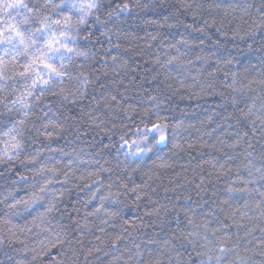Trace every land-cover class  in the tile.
Listing matches in <instances>:
<instances>
[{
    "label": "trees",
    "instance_id": "1",
    "mask_svg": "<svg viewBox=\"0 0 264 264\" xmlns=\"http://www.w3.org/2000/svg\"><path fill=\"white\" fill-rule=\"evenodd\" d=\"M122 2L129 3L131 12L108 24V36L101 34L100 26H91L94 35L89 47L95 57L87 61L91 83L85 95L64 105L49 96L41 105L55 104L52 112L63 129L50 140L33 129L25 134L26 153L0 163V194L18 174L32 175L26 157L37 150L55 158L58 167L68 172L66 183L55 184L56 210L48 214L46 224L34 223L36 213L22 208L9 221L0 204V264H61L68 241L76 251L77 264H124L116 258L126 257L134 244L141 246L147 261L164 247L163 241L187 230L186 216L197 221L225 219L220 207L223 197L217 196L237 176L231 161L230 175L222 174L220 164L225 163L224 153L230 151L227 145L235 130L247 133L254 156L264 150V124L259 120L255 126L250 121L238 123L240 112L232 104L233 98L239 101L243 96L249 105L255 101L259 110L264 99V32L251 35L262 0H103L105 10ZM249 4L253 7L246 12ZM221 25L223 31L218 32ZM181 38L187 47L178 45L179 53L171 49L172 55L181 57L180 74L165 73L156 63L162 55L160 42L167 51ZM239 107L247 111L243 103ZM41 108L32 119L43 114ZM146 110L153 122L168 126L167 144L143 158L126 157L128 148L120 147V136L125 135L129 144L136 140L133 133L143 127L142 118L147 120ZM153 113L159 114V121ZM60 150L77 163L69 165ZM17 187L18 196H25L27 185ZM101 196L119 201L110 209L118 210V216L95 213ZM252 197L247 215L226 222L241 252L254 248L248 255L253 264H261L264 216L256 207L257 194ZM243 204L241 199L234 206ZM33 249L38 253L35 261Z\"/></svg>",
    "mask_w": 264,
    "mask_h": 264
},
{
    "label": "snow or ice",
    "instance_id": "2",
    "mask_svg": "<svg viewBox=\"0 0 264 264\" xmlns=\"http://www.w3.org/2000/svg\"><path fill=\"white\" fill-rule=\"evenodd\" d=\"M251 7L253 5H246L245 11ZM130 12L131 8L127 2L117 4L115 7L109 5L105 10L103 0H0V108L3 109L0 111V163H10L26 153L25 134L31 133L33 129L49 140L58 130L63 129L64 124L56 117V113L52 112L55 104L44 105L41 108L43 101L49 96H54L59 98L61 105H64L67 102L75 103L85 95L91 83L87 61L95 57V53L89 47L94 35L91 26H100L104 29L101 34L108 36V24L114 18L118 19L122 14ZM252 28L251 35H255L257 31L264 32V0L257 9L256 18L252 20ZM217 31L222 32L223 25ZM152 39L156 40L157 37L153 36ZM187 44L188 42L181 38L165 51L163 41L160 42L162 55L156 57V63L165 73L180 74L181 57L172 55L171 49L179 53L178 45L187 47ZM112 59L113 62L116 61L115 56ZM216 71L219 72L220 69L217 68ZM235 82L233 73V83ZM112 99L115 100V97ZM151 99L159 108L156 97ZM240 103L245 105L247 111L239 107ZM232 104L242 118H238V123L250 121L255 126L259 120L264 124V99H261L259 110L255 101L249 105L243 96L239 101L233 98ZM37 108H41L43 114L32 119ZM60 114L63 115L62 112ZM153 114L157 115L159 121V114ZM145 117L147 120L141 119L143 127H137L133 133L137 139L131 144L125 139V135L120 136L122 141L120 147L128 148L126 157L143 158L159 145L167 144L168 126L161 122H153L148 117L147 110ZM37 121H40L39 127L36 126ZM246 136L247 133L241 135L239 130H235L232 142L227 145L230 151L224 153L225 163L220 164L222 174L227 172L230 175L232 168L228 167V162L231 161L236 165L237 176L236 181L220 190L217 196L218 199L223 197L220 207L224 220L205 217L197 221L186 216L187 230H181L178 235L163 241L164 247L157 248L154 254L149 255L147 261L139 244H134L126 257H117L116 260L123 259L124 264H165L166 257L167 264H253L252 256L248 253L254 252L255 249L245 248L242 253L240 244L233 239L226 222L237 215H247V211L250 210L249 200L253 198V193L258 196L256 207L260 209L261 216H264V150L259 156H254V146ZM60 151L62 156L68 157L69 165L77 163L70 153ZM26 158L27 164L31 165L32 175L18 174V179L13 181L6 193L0 194V204L6 208L5 215L9 221L12 216L18 214V209L22 208L25 212L36 213L34 223L39 221L40 224H46L48 214L56 210L55 184L66 183L68 172L58 167L55 158L44 156L39 150L35 154H27ZM61 176H64L63 182L60 180ZM18 185H27L25 196H18L20 190ZM111 186L108 185L109 188ZM241 199L244 200V204L234 206L236 201ZM114 203L118 204L119 201H112L110 196H101L100 205L95 213L103 212L109 217L118 216V210L110 211ZM104 223H108V220L106 219ZM261 231L264 233V229ZM117 241H114L113 247H117ZM67 243L69 250L64 254L66 259L61 264H77L76 251L71 247L70 241ZM248 243L251 244L252 241L249 240ZM261 244H264V238ZM260 255L264 257V251H261ZM37 259L38 253L33 249L32 260ZM261 264H264V259Z\"/></svg>",
    "mask_w": 264,
    "mask_h": 264
}]
</instances>
